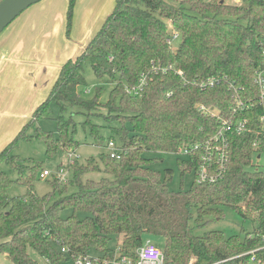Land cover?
<instances>
[{
    "label": "trees",
    "instance_id": "obj_1",
    "mask_svg": "<svg viewBox=\"0 0 264 264\" xmlns=\"http://www.w3.org/2000/svg\"><path fill=\"white\" fill-rule=\"evenodd\" d=\"M75 4L76 0L70 1L68 28ZM174 32L180 34L178 46L177 42L175 46L168 43ZM87 64L99 80L119 82L111 91L108 105L130 109L131 137L126 138L130 141L123 140L120 160L108 154L100 156L103 171L113 180L82 183L85 174L101 170L98 166L90 169L92 161L88 167L74 169L77 191H63L58 197L54 191L40 196L34 187L42 173L39 166L20 160L12 152L19 142L31 138L27 134L30 126L54 118L51 104L64 113L90 102L78 93L79 87L86 85ZM155 67L173 70L156 74L151 72ZM263 70L264 0H244L240 4L232 0H116L112 14L86 50L63 66L47 99L0 152V253L13 264H34L29 250L51 264L93 252L102 260L112 261L117 251L110 243L115 239L119 253L136 262L137 250L147 237H154L163 241L165 264H188L193 256L200 264H211L262 245L264 173L249 168L256 155L253 142L263 112L255 78ZM176 71L183 72L184 77ZM143 73H149L143 93L128 94L127 89L137 86ZM215 76L224 81L213 89L201 91L193 84ZM229 82L243 88L244 100L254 102V108L246 113L254 133L231 138L228 168L220 180L206 184L195 181L190 190L172 191L169 185L174 171L165 170L163 177L153 168L156 159L145 157V152L175 153L180 147L216 134L220 121L203 115L198 106L204 105L224 119L232 117ZM54 120L58 137L43 131L35 134L45 142L49 153L57 150L52 140L59 142L72 133L69 124L77 133L72 119L60 114ZM90 132L96 144L105 140L98 131L90 128ZM3 163L17 173L16 180L1 169ZM196 167L190 159L180 161L182 177L195 172ZM15 184L25 186L27 194L11 199L9 190ZM226 207L256 223L251 239L226 237L221 231L196 236L195 228L205 226L206 218L218 217ZM69 209L73 214L63 218L61 213ZM77 212L87 216L81 219Z\"/></svg>",
    "mask_w": 264,
    "mask_h": 264
},
{
    "label": "rangeland",
    "instance_id": "obj_2",
    "mask_svg": "<svg viewBox=\"0 0 264 264\" xmlns=\"http://www.w3.org/2000/svg\"><path fill=\"white\" fill-rule=\"evenodd\" d=\"M70 1L71 0L67 1L68 8L65 23V25L67 24V37L70 30L71 32L74 29L75 32L77 31V26L78 33L80 32L81 34V22L83 21L84 11L87 5L91 2V0H80L79 3V1L76 0L71 28H68V11ZM76 5L80 6L79 15L76 13L77 11H75ZM115 5L116 0H113V8L110 10L108 14L109 16L112 14V10L115 8ZM103 8L104 7L100 9L101 12L103 11ZM75 24L77 25L75 26ZM175 45L178 46L179 42H177ZM84 76L86 79V85L80 86L78 89V93L82 100L90 102H87V104L82 106H74L68 108V110H66V112L64 113H61V110L56 104H51L49 108L53 113L54 118L43 119L30 126L27 130V134L31 136V138L29 140H22L21 142H19L12 152L13 155L18 156L20 160L33 165H38L41 172L45 170L49 172L50 175L45 178H41L39 175L34 183L35 192L40 196H45L54 191L53 193L56 192L58 197V195H60V193L63 191L66 192L65 194H71L77 191L78 186L76 185V182L78 183V179H75L74 169L88 167L89 163H91L92 161H94V167L91 164L90 169H97L98 166V168H100L101 170L92 171L85 174L81 178L82 183L85 184L88 180L101 181L102 179L107 178L113 180L112 175L107 174L103 171L104 166L100 161V156L108 154L106 143H109L108 140L112 135L114 136L115 134L116 136H114L115 139H112L110 141L116 143L118 147L124 145L123 140H126L127 143L130 141L129 139L131 137V124L129 120L132 119V114L128 113L130 109H124L125 107L119 108L118 105H108L110 104L109 98L111 91L118 87L119 82L115 81V79L110 78L99 80L90 64L85 65ZM96 96L98 98L92 100L96 98ZM16 110L17 112H21L23 109L17 108ZM9 112H14V110H10ZM60 114H63L66 119H72L73 122L77 124H75L77 126V133L75 134L74 132L75 126L72 125V123L71 125L68 123L69 130L72 129V133L69 132L67 134V139H62L59 142L52 140V142H54L53 147H56L57 150L53 153H49L45 142L41 138L36 137L35 134L38 131H43L53 133V135L58 137V125L57 121L54 119L58 118ZM22 118L24 117L14 115L12 113L0 114V152L12 142L19 131L22 130L23 126H25L29 121V119L21 120ZM18 123H22V125L19 131H15L14 127ZM84 123L86 124V126L84 125ZM90 128H92L95 133L98 131V135H101L105 138V140L98 143L99 145L96 144L95 136L91 134ZM133 142L136 143V141ZM131 150H133V148ZM255 154L256 155L253 158L252 167L249 168V170H259L264 173V155L261 158L259 157L261 154V150H257ZM144 155L147 158L156 159V162L153 164V168L156 171H159L163 177L165 175V170L172 169L174 171V178L169 185L172 191L178 192L181 190H190L194 182L196 181V173L194 171L187 173L185 177H182L181 175L180 161L182 162L184 160H187L186 157L174 152H145ZM1 169L11 179H17V173L12 170V168L8 164H1ZM52 186L56 190L53 189ZM26 194L27 188L18 184L13 185L9 190V196L11 199L24 196ZM245 212L247 216H250V211L245 210ZM72 214L73 210L69 209L63 211L61 213V216L63 218H67ZM77 215L81 219L87 216L84 212H77ZM204 221H208L205 226L197 227L194 229V233L196 234V236H204L206 233H209L211 231H221L225 234L226 237L238 236L243 241L246 236L251 239L254 236L253 233L256 229V223L252 222L250 219L243 218L236 210L229 207L224 208V211L218 217L206 218ZM147 240H150L154 245L162 250L161 246L163 244V241L161 239L147 237ZM263 245L264 243L259 247ZM110 246L117 251V242L115 239L111 241ZM245 252L246 251L241 253ZM29 253L31 259L35 262L34 264H51V262L47 258L40 256L34 250H29ZM91 255L94 257H98V255L94 252L91 253ZM0 264L13 263L4 254L0 253ZM58 264H74V260L72 258L69 260H62Z\"/></svg>",
    "mask_w": 264,
    "mask_h": 264
},
{
    "label": "crops",
    "instance_id": "obj_3",
    "mask_svg": "<svg viewBox=\"0 0 264 264\" xmlns=\"http://www.w3.org/2000/svg\"><path fill=\"white\" fill-rule=\"evenodd\" d=\"M67 1H41L0 35V114L12 113L30 121L49 96L63 66L86 50L113 8V0H91L84 11L81 34L77 26L67 37ZM75 11L79 15V5ZM17 108L23 110L17 112ZM22 123L14 130L19 131Z\"/></svg>",
    "mask_w": 264,
    "mask_h": 264
},
{
    "label": "built area",
    "instance_id": "obj_4",
    "mask_svg": "<svg viewBox=\"0 0 264 264\" xmlns=\"http://www.w3.org/2000/svg\"><path fill=\"white\" fill-rule=\"evenodd\" d=\"M244 0H232L233 4H240ZM180 38L178 32H174L168 39V43L173 46ZM172 67L158 68L155 67L152 73H164L172 71ZM177 75L184 77V73L176 71ZM149 73L141 75L139 84L135 87L127 89V93L133 96H139L143 93L145 87L148 85ZM185 79V78H184ZM224 79L215 76L199 81H194L193 84L201 91H207L221 85ZM255 84L260 89L258 97L259 103L262 105L263 112L259 117V130L256 132V137L253 142L254 150H261L260 158L264 155V70L256 74ZM229 89L233 91L234 107L232 109L233 116L224 119L204 105H199L198 110L205 116L210 118H218L220 121V129L208 139L191 143L188 146L180 147L175 153L180 154L193 162H196V182L198 184L215 183L222 178L226 172L230 160V146L231 138L236 135L238 137L244 136L247 133H254L250 128L251 121L246 116V113L254 108L252 100L246 101L242 98V87H238L235 82H229ZM108 155L120 160L122 157V148L118 147L116 143L110 141L107 146ZM72 155V154H71ZM47 170L40 175L41 178L49 176ZM62 252L68 253L66 248H62ZM138 260L135 262L131 258L121 255L117 249V256L115 260H102L100 257H94L91 254L72 256L74 264H165V256L151 241L145 242L137 250ZM188 264H200L197 257L193 256ZM211 264H264V245L257 247L245 253H239L234 256H229L217 260Z\"/></svg>",
    "mask_w": 264,
    "mask_h": 264
},
{
    "label": "water",
    "instance_id": "obj_5",
    "mask_svg": "<svg viewBox=\"0 0 264 264\" xmlns=\"http://www.w3.org/2000/svg\"><path fill=\"white\" fill-rule=\"evenodd\" d=\"M43 0H2L0 2V35L25 11Z\"/></svg>",
    "mask_w": 264,
    "mask_h": 264
}]
</instances>
